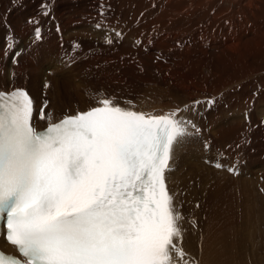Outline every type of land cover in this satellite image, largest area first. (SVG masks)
<instances>
[{"label":"snow or ice","instance_id":"obj_1","mask_svg":"<svg viewBox=\"0 0 264 264\" xmlns=\"http://www.w3.org/2000/svg\"><path fill=\"white\" fill-rule=\"evenodd\" d=\"M40 33L36 28L37 39ZM97 103L58 122L41 108L49 124L38 131L29 93L0 92V221L5 243L20 254L0 251V264H175L173 253L184 258L177 243L183 216L165 174L175 150L199 132L179 115L189 105L156 114L122 107L115 97Z\"/></svg>","mask_w":264,"mask_h":264},{"label":"bare ground","instance_id":"obj_2","mask_svg":"<svg viewBox=\"0 0 264 264\" xmlns=\"http://www.w3.org/2000/svg\"><path fill=\"white\" fill-rule=\"evenodd\" d=\"M47 1L49 0H23L21 3L23 7L14 6L18 8L15 9L18 12L10 14L9 23L12 29L19 34H31L33 24L45 17L43 22L46 23L43 24L46 26L47 22L52 24L54 20L53 28L57 36L54 34L53 36L59 39L61 33L68 36L69 30L75 28L72 26L84 20L83 16L92 17L98 11L94 7L96 0H54V2L52 0V7L48 5L49 3L47 4ZM107 1L109 2L105 4L102 1L100 3L108 9L113 0ZM173 1L166 0L165 10L161 7L163 12H168L167 14H164L165 12L158 14L151 21L149 17L145 26H131L135 35L139 31L143 35L145 32L142 31L144 29L146 31L147 28L145 34L149 33V38L146 37L148 39L144 40L142 37L143 41L141 40L145 43L143 45H149V41H153L149 45L150 49L148 48L151 52L147 54L154 56V52L160 54L162 48H165V55L162 56L164 59L153 61L152 65L146 64L148 71L158 72L162 83L161 90H158L161 91V93L158 92L160 95L141 99L139 102L142 106L140 107H135V104L129 101L117 98L119 95L114 96L115 101L122 107L131 105L134 106L133 110L156 114H163L175 108L183 109L185 105H189V108L179 115L186 120H191L199 129L198 134L188 138L182 147L175 150L174 158L170 162L171 170L165 174L168 190L174 197V205L183 216L180 222L182 237L177 243L183 248L185 256L181 259L173 253L175 264H185V261L187 264H260L259 261H262L260 258H264V232L262 231L264 227L258 218L259 203L257 199L251 201L253 196L249 193V188L253 189L257 184L253 179L248 181L249 179H244V177L240 182L243 187L240 192L243 190L247 196L244 199L239 198V206L243 209L247 208L249 213L246 215L241 212L240 225H238L245 226V228L241 234L238 235L237 232V236L233 235V230L229 231L231 225L228 226L227 223L231 208L224 205V193L212 183L210 174L213 176L216 170L213 171L207 167L210 156L207 155L206 149L210 147L217 155L220 153L216 149L224 151L231 140L234 143V138H237V142L247 135L253 137L252 141L255 139L256 124L260 122V117L257 115L260 112L258 109L259 94L256 95L258 93L257 84L258 77L264 76V68L262 69L260 64L257 65L259 52L264 54V0H180L177 3ZM49 9L50 13L46 14ZM38 25L42 26L41 23ZM82 30L83 28L79 31ZM4 31L3 41L0 42V84L10 85L11 83V85L9 88L0 87V91H11L18 87L29 89L35 101L33 123L37 129L49 124L39 116L40 109L46 100H48L47 105L51 111L59 110L53 115L47 111L48 109L44 110L46 117L50 116L51 122H56L66 115H75L77 112L99 106L97 102H83L79 107L66 111L65 104L72 101L74 97L67 91V88L74 84L73 81H77L78 86L80 85L84 79L85 68L82 73L77 72V75L69 71L70 69H65L64 63L67 62V57L63 55L61 43L56 39L43 45L46 50L37 51L35 48L36 53L40 52V54L38 53L34 63L27 62L29 67L26 66L28 74H32V78L29 74V79H32L30 84H28L29 81L20 77L19 80L13 81L15 76L18 77L17 74L24 76L27 72H25V67H23L24 72L19 71L18 65L20 64L14 65L12 62V51L7 50L5 44V41L7 43L5 34L10 36L11 31L7 29ZM47 31L44 32L48 36ZM154 36L155 40H153ZM33 38L37 40L36 36ZM33 38L29 45L36 44ZM67 39L65 37L64 40ZM29 45L24 49L26 50ZM7 51L8 54L11 53L10 56L6 55ZM4 56H7L8 62L6 59L3 60ZM11 62L12 64H9ZM20 67L22 68V65ZM128 68L126 67V71ZM47 73L49 76L44 84L43 77ZM59 77H63L62 82L59 81ZM45 94L48 95L46 100L43 99ZM209 99L215 100L214 103L209 105L207 103ZM197 100L202 103L193 105V102ZM229 111L232 113L229 114ZM236 111H238L237 114ZM239 112L242 116H238ZM229 116L232 117L228 118ZM240 146L241 149L244 148ZM255 146L254 143L251 148ZM257 155L256 151L254 153L249 151L247 155L251 160L249 164L253 171L258 167ZM253 173L255 176V172ZM229 181L233 184L232 180ZM217 200H220L219 203H215ZM224 208L228 210L224 211ZM199 210L205 216H203L205 221L201 224L198 218ZM2 244L13 249L4 241Z\"/></svg>","mask_w":264,"mask_h":264},{"label":"rangeland","instance_id":"obj_3","mask_svg":"<svg viewBox=\"0 0 264 264\" xmlns=\"http://www.w3.org/2000/svg\"><path fill=\"white\" fill-rule=\"evenodd\" d=\"M22 1L23 0H0V42L3 41V35L5 32L4 30L7 29V31H11L9 32L10 36L5 34V37H6L5 39L7 40V43L5 41V44L7 45V48H8L7 50L12 51L13 55L11 57L13 59L11 60L14 63V65H16V63L22 65V68L20 67V65H18L19 71L23 70L24 72L23 67L25 68L26 66L29 67V64L34 63V61L36 60V57H38V53L40 54V52L36 53L35 48H37V51H39V49H41L40 51H43L44 49L46 50V47L44 46L45 48H43V45L53 42L55 39L58 40L59 43H61V47L63 49V55L67 57V62L64 63L65 69L66 68L70 69L69 71H71L72 73H76V75H77V72L79 73V71H81L82 73L83 69L84 68L86 69V70L84 69V79L80 82V85L78 86L77 81H73L74 84L71 82L73 85L67 88V91L73 94L74 97L72 101L70 100L67 102V104H65L67 108L66 111L73 110L72 108L74 107H79L80 103H83V102H87V103L97 102L100 98L109 97V96L116 97L117 95H119L117 96V98L118 97L122 98L123 100H127L131 102L133 105L135 104L134 105L135 107H140L142 106V104L139 102L141 101V99L152 97V95L153 97L154 95L155 97H158V95H160L158 92L161 93V91H158V90L159 89L161 90L162 83L160 81L158 72L156 71L153 73V72L148 71L149 68L146 66V64L152 65L153 61L157 62L160 59L161 60L164 59L162 56L165 55L164 54L165 48H162V51H161L162 53L159 52L161 55L158 54L157 52H154L153 54L154 56L147 54L151 52L149 50L150 49L149 45L153 42V41H149L150 43L149 45H143L145 44L144 42H142L143 38L144 40L149 38L148 36L149 33L145 34L147 33V28H146V31H144L145 29L142 31L143 33L145 32L143 35L141 31H139L140 33L138 32L139 34L137 33L136 34L137 36H136L134 31L131 30V26H145L149 17L151 21L152 19H155V17H157L158 14L164 13L165 11L163 12V10L166 9L164 7V3L166 2V0H158V1L157 0H116V1L113 0V3L115 2V4L113 3L110 4L108 9H107V6L105 7L103 4L109 1L96 0V5H94V7L98 11L95 12V15H93L92 17H90L89 15L83 16L87 19L83 18L84 20H82L81 22L75 23V25L72 26L75 28H73V30L72 29L69 30V33H67L68 36H66V34L61 33L60 34L61 39L60 38L58 39L56 37L57 33L55 32L53 28L54 20L52 21V24L50 22H47V26L46 24H43V23H46V22H43L45 21L44 20L45 17H42L43 19H40L42 20V22L38 19V21H36L33 24L32 26L33 32H31V34L30 33L19 34L16 30L12 29L11 24L9 23L10 14L12 12L14 13L18 12L17 10H15L18 8H14V6L21 7L23 5L21 4L23 3ZM101 1L103 4L100 3ZM179 1L180 0H175L173 2L177 3ZM53 2L52 0H49L47 1V4L49 3L48 5L52 7ZM161 7L163 8V10ZM49 13H50V9L49 11L46 12V14H49ZM167 13L168 12L166 11L164 14H167ZM40 23L42 24V26L38 25ZM49 24L51 25L49 26ZM97 25H100V27H97ZM38 27L39 28L43 27V28L40 29L41 30L40 39L36 40L33 37L36 36L35 30ZM82 28L83 30L79 31ZM46 30H48L47 31L48 36H47V33L44 32ZM117 33H121L122 35L117 36ZM53 34L56 36H53ZM65 37L68 38L66 41L64 40ZM32 38L33 40H36L35 41L36 44L29 45L31 43L30 40ZM108 39L112 40L111 44L106 42ZM155 39L156 37L153 40ZM37 42H39L40 45ZM43 42H46V43L43 44ZM10 44L12 45L11 47H9ZM37 44H38V47H37ZM27 45L29 46L25 50L24 47ZM30 46H32V48ZM8 53L9 52L7 51L6 55L10 56L11 53L10 54ZM18 53L19 55H17ZM259 53L260 54H259V59L257 61L258 62L257 65L260 64L263 69L264 68V54H262V52H259ZM7 56H4L5 58L3 57V60L6 59V62L9 61V59H7ZM22 61L23 63H21ZM91 61L93 62V64ZM12 62L9 64H12ZM23 64H26V65H23ZM89 65L91 68L89 67ZM126 67L127 68L130 67V68H128L126 71ZM27 69L28 68L25 69L26 70L25 72H27V75L25 73L26 76L17 74L18 77L15 76V79L13 81L19 80L18 78L20 77L22 79L29 81L28 84H30V81L32 79H29V78L30 76L32 78V74L29 73L30 74L29 76ZM139 69H142L143 71ZM48 76H49L48 73L44 75L43 77L44 84ZM262 76L258 77V84H257L258 93L256 95L259 94L258 95V98H259V103H258L259 108L258 109L260 111L257 113V115L260 117V122L256 124V130H255L256 134H255L254 141H252L253 137L251 135L244 136L243 138L240 139L241 141H238V142L236 141L237 138H234V143H235L234 146H233L234 143H232L233 141L231 140V143H229L224 148V151L219 150L218 148L216 149L221 155L214 154L210 147L206 149L207 155L210 156L208 157L209 166L207 167H209L213 171L216 170V173H214L213 176L210 174V171H209L210 177H212V183L215 184L217 189H219L221 192L224 193V197H223L225 200L223 202L224 205L229 206V208H231L230 209L231 212H229L230 215L227 216L228 218L227 223H228V226L231 225L229 231L233 230L232 234L236 236H237V232L239 235L242 233V231L245 228V226L244 227L239 226L240 225L239 221L241 220L242 214L245 213L247 215L249 213V210L247 211V208L243 209L242 206H239L240 199H244L247 196V194L243 190L240 192V190L243 188L241 187V184H240V182L243 181L242 180L243 177L244 179H247V180L249 179L248 181H251V179H253L255 183L257 184V186L255 185L256 187L254 186L253 189L252 187L249 188V193L251 196H253V199L251 201L257 199V203H259V206L257 209L260 214L258 217L260 220L259 219L258 220L260 223L262 222L261 225L262 227H264V98H263L264 97L263 95L264 94V91H263L264 90V76L263 77ZM55 78H58V77H55ZM59 78H60L59 81L62 82L63 77H59ZM76 80L78 79L76 78ZM27 81L25 82L27 83ZM3 85L4 84H0V87L9 88L11 83L10 85L7 83H5L4 86ZM237 88H239V86ZM47 96L48 95L45 94V97H43V99L45 98L46 100ZM46 101L48 102V100ZM226 105L228 106V103ZM42 108L44 110L48 109L47 111H50L51 115H53L56 111H59V110L51 111L49 106L47 105L45 107L44 104ZM237 112L238 111H236V114ZM228 113L231 114L232 112L229 111ZM240 115L242 116L241 112H239L238 116ZM230 117L232 116H229L228 118ZM45 121L49 122L48 119H45ZM252 142L256 144V146L253 147L254 149L251 148L252 145L254 144ZM240 145L244 146V148L241 149ZM249 151L252 153L256 151L258 153L257 155L258 156V163H257L258 167L254 169V171L251 169V165L249 164L251 163V160L248 159V156H247L249 154ZM217 164L221 165V167H217L216 166ZM253 172H255V176ZM245 173H248V174L245 175ZM232 177H235V178H232ZM229 180H232L233 184ZM236 198H237V201H235ZM219 201L220 200H217L215 201V203H219ZM235 203L236 204L238 203V204L236 205ZM238 206L239 208H237ZM226 210L228 209L224 208V211ZM199 211H200V216H198V218L201 224L202 221H205V218H204L205 216L201 210ZM213 217H214V213H213ZM262 231L264 232V228L262 229ZM260 259L262 261H259V263L263 264L264 258H260Z\"/></svg>","mask_w":264,"mask_h":264}]
</instances>
